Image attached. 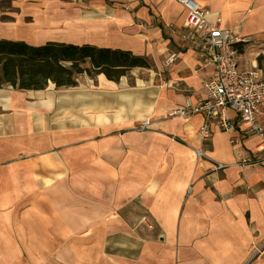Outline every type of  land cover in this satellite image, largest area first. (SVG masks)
I'll return each mask as SVG.
<instances>
[{
    "label": "crops",
    "instance_id": "0c3cea01",
    "mask_svg": "<svg viewBox=\"0 0 264 264\" xmlns=\"http://www.w3.org/2000/svg\"><path fill=\"white\" fill-rule=\"evenodd\" d=\"M194 1L240 40L264 39V0ZM182 11L178 0H0V39L88 44L151 64L117 81L83 73L74 87L0 88V216L27 196L49 199L36 181L46 186L64 174L69 183V192L53 193L68 200L69 219L51 238L38 235L36 254L15 250L13 225L9 239L1 227L0 264H264L258 137L232 144L246 127L230 109L233 132L211 121L204 143L202 113L170 115L205 98L202 82L214 70L180 37ZM169 51L178 58L165 66ZM258 119L264 124V104ZM26 228L21 246L30 248L37 235Z\"/></svg>",
    "mask_w": 264,
    "mask_h": 264
},
{
    "label": "built area",
    "instance_id": "2783aa9c",
    "mask_svg": "<svg viewBox=\"0 0 264 264\" xmlns=\"http://www.w3.org/2000/svg\"><path fill=\"white\" fill-rule=\"evenodd\" d=\"M178 2L183 7L180 37L193 49L201 67L213 65L214 70L202 82L206 90L205 98L194 105L179 106L170 115L189 117L202 113L204 122L198 134L204 143L210 137L211 121L223 131L233 132V125L226 116V111L230 109L236 113L237 122L246 127L242 134L231 136L230 142L238 144L245 135H255L259 141L254 157L257 160L264 159V124L258 119L264 104V79L256 68L239 67V56L235 48L237 43L246 40H240L234 31L222 28L219 19L209 20V11L201 8L196 1ZM177 58L176 52L169 51L163 57V65L170 66ZM147 125L148 121L144 120L138 128L143 130ZM195 154L198 158L205 156L201 149H197Z\"/></svg>",
    "mask_w": 264,
    "mask_h": 264
},
{
    "label": "trees",
    "instance_id": "16d2710c",
    "mask_svg": "<svg viewBox=\"0 0 264 264\" xmlns=\"http://www.w3.org/2000/svg\"><path fill=\"white\" fill-rule=\"evenodd\" d=\"M133 67L150 68L146 57L129 51L88 44L81 46L47 42L33 46L23 41L0 39V88L42 90L48 81L55 87H74L76 77L103 73L117 81Z\"/></svg>",
    "mask_w": 264,
    "mask_h": 264
},
{
    "label": "rangeland",
    "instance_id": "374dc122",
    "mask_svg": "<svg viewBox=\"0 0 264 264\" xmlns=\"http://www.w3.org/2000/svg\"><path fill=\"white\" fill-rule=\"evenodd\" d=\"M1 6H6V3H2ZM237 52L239 55L241 68L251 67V65H253L259 70L261 76L264 78V39L245 41L242 46L238 47ZM45 183L46 186H41L39 185V182L36 181V187L34 188L36 189L35 191H48L49 199H30L27 196L25 199L16 200L15 207L17 211L12 216H0V229L1 227H4L2 234H6L5 227L8 226L7 238L9 239V225L12 224L14 238L13 242L15 245L14 248L15 250L19 248L23 255L36 254L33 252L37 248L38 235L41 234L46 238H51V236L54 235V228L57 227V223H59V221L61 222V220L64 221L69 219V213L66 211L68 210V207L65 208V204L68 202V200H65L63 194L61 199H54L53 195L54 192H69L68 177L63 174V176L59 178V182L51 180ZM85 190V183H78V192H85ZM81 202L84 203L85 200H82ZM53 206H55L57 209L60 208V210L55 211ZM23 207L24 209H22ZM23 211L25 214H23ZM28 212L29 214H27ZM10 220L13 222L11 223ZM23 225L30 227V229L33 231L31 232V236L33 234L37 235L35 240H30V248L21 246L23 237H25L27 233V228H23ZM39 230L41 231L40 233L38 232ZM3 239L5 238L0 235V240ZM46 252H50L48 247L46 248Z\"/></svg>",
    "mask_w": 264,
    "mask_h": 264
}]
</instances>
